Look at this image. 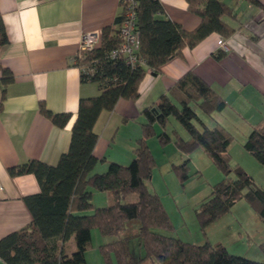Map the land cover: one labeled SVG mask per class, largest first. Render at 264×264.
Masks as SVG:
<instances>
[{
  "label": "trees",
  "instance_id": "1",
  "mask_svg": "<svg viewBox=\"0 0 264 264\" xmlns=\"http://www.w3.org/2000/svg\"><path fill=\"white\" fill-rule=\"evenodd\" d=\"M247 1L264 9L260 0ZM186 2L201 19L192 30L169 18L159 0H136L135 26L139 45L135 53L144 63L132 66L125 56L111 55L120 43L118 25L122 11L113 24L102 28L96 46L78 50L74 63L80 68L81 81L95 82L99 93L79 99L68 149L55 164L29 159L8 168L12 176L33 174L39 191L24 197L31 221L0 238V258L6 264H87L82 249L68 253L65 244L74 233L90 229L114 237L101 245V251L105 256L113 252L116 264H145L147 261L151 264H264V261L231 254L220 242L212 243L207 238L200 243L190 242L160 231L169 228L170 222L159 196L145 184L153 164L148 139L156 136L162 145L171 141L165 128L170 116L188 134L182 137L176 132L173 137L180 152L188 154L201 147L225 174L231 171L226 156L230 132L216 121L213 127H207L193 106L204 114L213 115L225 107L226 101L195 73L187 72L166 94L142 110L145 122L129 164L110 161L105 171L91 172L97 161L92 153L97 140L93 126L101 111L112 110L120 98L136 100L146 67L157 75L161 65L179 54L183 47H193L212 32L223 38L233 32L223 20L232 8L222 0ZM162 14L164 16L160 17ZM7 42L0 14V47ZM223 54L219 51L215 56L221 58ZM0 70L3 100L5 87L13 76L1 65ZM39 111L58 127H64L71 117L68 112L50 111L42 102ZM243 146L264 164V120L252 126ZM175 169L181 179L188 177L186 161ZM233 170L235 178H223L213 185L210 195L195 208L201 229L227 212L240 197L264 217V188L242 168L237 166ZM92 189L109 192L112 203L94 207ZM130 194L136 197L132 201H122ZM127 226H137L136 235L143 249V254L137 258L128 247L131 232L126 231ZM260 247L264 250V241Z\"/></svg>",
  "mask_w": 264,
  "mask_h": 264
},
{
  "label": "crops",
  "instance_id": "2",
  "mask_svg": "<svg viewBox=\"0 0 264 264\" xmlns=\"http://www.w3.org/2000/svg\"><path fill=\"white\" fill-rule=\"evenodd\" d=\"M159 1L165 14L185 29L192 30L200 23V16L188 8L186 0ZM222 1L232 8L223 16L233 28L229 36L212 32L193 47H183L161 65L157 75L146 67L136 100L120 98L112 110L100 112L93 126L97 140L92 153L97 161L91 172L105 171L110 161H131L145 122L142 110L187 72L198 75L226 101L225 107L213 114L214 122L226 129L244 122L243 113H262L264 9L247 0ZM121 11L117 0H0L8 38L0 47V65L13 76L1 100L0 70V238L31 221L24 197L39 191L33 174L12 176L8 168L29 159L53 165L67 151L79 99L99 93L95 82L81 81L80 68L74 63L81 37L84 33L100 34ZM222 39L226 49L220 47ZM219 51L224 54L216 58ZM41 102L52 112L70 113L67 124L54 125L39 111ZM262 120L264 116L250 123ZM91 191L94 207L112 203L109 192ZM96 198L100 202H95ZM205 238L213 241L207 235ZM89 239L90 230L74 233L65 244L66 252L81 249L80 243ZM0 264L6 263L0 258Z\"/></svg>",
  "mask_w": 264,
  "mask_h": 264
},
{
  "label": "rangeland",
  "instance_id": "3",
  "mask_svg": "<svg viewBox=\"0 0 264 264\" xmlns=\"http://www.w3.org/2000/svg\"><path fill=\"white\" fill-rule=\"evenodd\" d=\"M193 106L202 122L207 127H213V115L204 114L196 105ZM261 112L243 113L240 116L245 117L244 122L229 125L230 142L226 156L231 171L228 174H225L201 147L188 154L177 149L173 141L176 132L182 137H187L188 134L175 118L170 116L165 124L166 131L172 138L169 143L162 145L156 136H152L148 143L153 164L150 178L146 179L145 184L148 190L159 196L168 215L170 227L160 229L163 234L190 242L203 240L207 235L212 238V242H221L231 254L264 261V250L260 247L264 241V217H260L244 197H240L227 212L204 229H201L195 214V208L210 195L213 185L223 178H235L233 169L237 166L248 173L258 186L264 188V164L258 162L243 146L253 126L251 123L264 116V108ZM184 161L188 177L181 179L175 167ZM129 162L123 164L127 165ZM135 197V194H130L122 201H132ZM94 200L100 202L97 198ZM126 231L131 232L128 247L137 258L143 254L139 237L136 235L137 226H127ZM113 239L112 236H103L98 229H90V239L87 243H80L86 263L116 264L113 252L105 256L101 251V245ZM145 264L151 263L147 261Z\"/></svg>",
  "mask_w": 264,
  "mask_h": 264
},
{
  "label": "built area",
  "instance_id": "4",
  "mask_svg": "<svg viewBox=\"0 0 264 264\" xmlns=\"http://www.w3.org/2000/svg\"><path fill=\"white\" fill-rule=\"evenodd\" d=\"M122 8V20L118 25V36L120 38L119 46L111 52L112 56L121 54L125 56L127 63L132 66L136 63H144V60L135 53L139 45V33L135 26V7L136 0H117ZM99 43V34L84 33L82 35L79 49H91ZM221 49H226V44L222 39L220 41Z\"/></svg>",
  "mask_w": 264,
  "mask_h": 264
}]
</instances>
